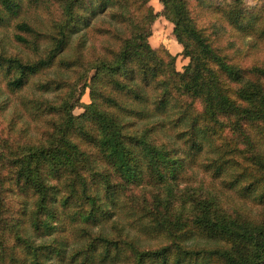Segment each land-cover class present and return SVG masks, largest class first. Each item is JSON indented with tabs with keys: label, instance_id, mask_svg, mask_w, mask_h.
Segmentation results:
<instances>
[{
	"label": "trees",
	"instance_id": "obj_1",
	"mask_svg": "<svg viewBox=\"0 0 264 264\" xmlns=\"http://www.w3.org/2000/svg\"><path fill=\"white\" fill-rule=\"evenodd\" d=\"M43 1L0 0V26L14 20L11 38L33 53L22 59L0 52L4 88L18 90L52 66L77 69L85 62L94 74L79 114L71 111L76 95H61L56 104L34 98L35 114L56 113L45 142L27 140L12 155L0 151V201L11 192L18 196L9 223L0 204V225L10 228L0 263L264 264V60L240 61L264 46V0L250 6L196 0L213 31L240 43L233 56L212 46L190 15L191 0H158L188 58L181 71L174 55L162 57L146 40L156 16L148 0H135L136 16L128 0H53L48 30L24 17L15 20ZM93 9L105 15L98 31L105 45L111 40L115 46L88 59L78 47L67 53L71 35L81 22L89 26L86 12ZM36 84L59 87L49 77ZM67 86L71 92L74 83ZM169 128L179 145L165 136ZM192 166L208 173L207 186L191 185ZM145 183L162 186L163 194L159 188L149 203L132 201L130 188ZM226 190L239 203L230 202ZM117 205L162 242L140 247L112 219ZM252 207L258 215L249 216ZM107 221L110 232L102 228ZM73 233L82 241L65 252ZM31 235L51 236L36 242ZM191 237L203 243L186 242Z\"/></svg>",
	"mask_w": 264,
	"mask_h": 264
},
{
	"label": "rangeland",
	"instance_id": "obj_2",
	"mask_svg": "<svg viewBox=\"0 0 264 264\" xmlns=\"http://www.w3.org/2000/svg\"><path fill=\"white\" fill-rule=\"evenodd\" d=\"M128 1L130 3L129 7L133 10L135 9V12H133L136 16L138 14L135 8L136 1ZM257 1L259 0H243L246 6L253 5ZM195 2L196 0H191V2H189L190 15L196 18L200 25L205 27L203 29L210 35L212 39V46L215 47L221 54L226 53L229 56L236 55L237 53H235L234 50L237 48V45L240 46V43L235 41L233 38L228 37L221 29L213 31L206 22V16L203 14L204 12L201 7L199 5H195ZM147 4H149L152 10L156 13L154 20L150 24V34L146 38L147 42L151 45V47L159 49L162 57H164V52L174 55V67L177 71H181L184 64L188 61V58L181 53L182 47L174 39L171 31L172 24L161 15V4L158 0H148ZM55 5L56 4L53 0H44L43 4L39 7L31 10L25 9L15 20L19 19V17H24L34 23L37 28H40V30H48L50 17L54 12ZM86 16L89 26H85V22H81L79 24V31L71 35V40L69 41L67 49V53H71L75 51L74 49L76 47H78V50L83 55L84 59L91 58L92 56L94 57V55L98 52L104 53V49L102 47H107L108 49V47L115 46V43L111 40H109L108 44L105 45V39L98 32L100 30L99 27L101 26L100 22H102L105 18V15L101 12H97V9H93L91 12L87 11ZM12 21L14 20L10 21L9 26H0V52L11 55L17 54L22 59H31L33 53L29 47L22 46L11 38L10 33ZM242 41L244 42V40ZM45 44V41H41L39 47H44ZM240 57V61L243 64L256 62L260 65V61L264 60V46H258L255 49H250L246 51V53L241 54ZM85 65L86 63L84 62L77 69H58L52 66L49 69L39 72V74L31 76L25 85L15 91L4 88L2 84L3 80L1 79L3 76L0 73V151H4L12 155L20 150L23 143H43L46 141L47 135L51 130L50 120L56 117V113H49L44 110L35 114L33 112L34 98H40L41 100L56 104L60 100L61 95H65L64 98L69 99L70 97L76 95L78 97V103L72 107L71 111L74 114H79L83 110V105L89 102V85L94 74L93 68L88 67V69H84ZM48 77L55 79L59 87L52 90L38 89V84L36 83ZM81 78L82 80L80 84H77ZM71 82L74 83V86L70 92L67 84H70ZM233 129V124L229 123L228 130L231 131ZM174 131L175 130L172 128L166 129L165 136L168 140L173 142V145L177 146L180 141L175 139ZM27 140H29V142H27ZM207 151L208 148L199 154L198 157L200 160H204V156H206ZM179 152L181 153V151H178V153ZM191 169L192 177H194L190 180L191 185H196L198 181H201V183L205 186L209 184L210 177L207 172L202 171L198 166H192ZM183 183L184 182H180L178 187H180ZM216 183L220 182L218 181ZM159 188L161 189V195L163 194L162 186H158V184L155 183H145L143 186H132L129 190V197L132 201L143 200L146 203H149L152 201V196L156 194V191ZM226 193L232 194L227 195L230 202L239 203L236 197H234L235 195L232 191L226 190ZM17 201L18 196L15 192L8 193L5 195L4 201H0V204L3 205L2 207L7 215V223H9L8 220H10V215L16 208ZM115 209L116 213L112 214V219H116L118 224L122 226L123 231H127L130 236H133L140 247H155L162 242L161 239L163 236H159L158 234L155 235L150 231H145V228L141 225L137 226L136 222L132 221L128 217L122 206H118ZM255 210V207L250 208L249 216L258 215V212ZM109 224V221L104 223L102 226L104 231L110 232ZM0 227L1 246L8 240L10 228L9 224L0 225ZM25 228L26 232L30 234L28 224H26ZM31 236L34 241L38 242L47 241L51 235ZM196 239L198 241L193 242V237H191L188 238L186 242L198 244L203 243L201 239ZM81 241L82 240L78 235H75L74 233L70 234L69 240L65 245V252L71 246H76ZM126 262H128L127 259L119 264H126ZM0 264L8 263L3 261Z\"/></svg>",
	"mask_w": 264,
	"mask_h": 264
}]
</instances>
